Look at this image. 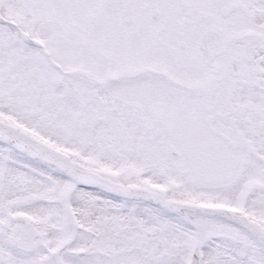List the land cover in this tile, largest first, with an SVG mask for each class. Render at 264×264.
<instances>
[{
    "label": "snow or ice",
    "instance_id": "6c2138e0",
    "mask_svg": "<svg viewBox=\"0 0 264 264\" xmlns=\"http://www.w3.org/2000/svg\"><path fill=\"white\" fill-rule=\"evenodd\" d=\"M0 264H264V0H0Z\"/></svg>",
    "mask_w": 264,
    "mask_h": 264
}]
</instances>
